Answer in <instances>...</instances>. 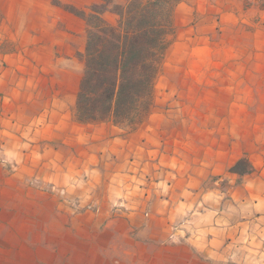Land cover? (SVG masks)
<instances>
[{"label": "rangeland", "instance_id": "rangeland-1", "mask_svg": "<svg viewBox=\"0 0 264 264\" xmlns=\"http://www.w3.org/2000/svg\"><path fill=\"white\" fill-rule=\"evenodd\" d=\"M194 1L183 0L175 9L174 34L156 79L152 107L143 120L135 127L113 120L81 123L112 124L132 133L147 121L163 120L168 130L188 127L190 136L200 135L194 125L201 127L204 142L189 151L200 150L209 160L202 189L210 197L200 210L188 212L172 226L170 238L192 242L201 237L203 246L216 251L212 229L216 231V213L224 212L229 222L253 223L254 245L252 239L242 242L237 260L216 261L195 252L199 259L189 264H264V208L254 206L257 197L250 198L251 191L264 194V0H205L202 10ZM184 4L188 6L181 9ZM86 30V23L59 19L47 36L32 39H42L48 47L33 53V58L30 51L26 55L19 50L24 48L23 37H0V264H108L109 254L114 257L111 264H158L149 251L143 255L137 250L133 258L120 252L132 246L128 239L144 238L138 230H124L119 224L132 211L131 198L116 191L105 196L101 190L105 182L90 181L86 174L94 168L115 172V167L61 162L62 145L56 136L67 117L53 116L54 101L63 97L68 101L78 75L83 76ZM64 40H73L75 61L61 54L58 43ZM7 69L12 73L4 78ZM30 89L32 98L25 99L31 96ZM6 93L11 94L9 100ZM75 109L76 103L70 111L78 120ZM26 112L31 123H26ZM240 160H247L242 175L232 172ZM63 170L70 179H58ZM79 173V181L71 177L78 178ZM150 182L148 176L146 184ZM95 186L91 195H82ZM246 200L253 206L242 204ZM151 205L149 201L147 217ZM115 227H121L120 234ZM99 241L108 252L98 250ZM144 241L151 251L152 240Z\"/></svg>", "mask_w": 264, "mask_h": 264}, {"label": "crops", "instance_id": "crops-1", "mask_svg": "<svg viewBox=\"0 0 264 264\" xmlns=\"http://www.w3.org/2000/svg\"><path fill=\"white\" fill-rule=\"evenodd\" d=\"M99 1L0 0V37H23L25 39L22 42L24 48L19 50L26 53V55H29L28 52L30 51V56L33 58V53L42 52L44 48L48 49V47L44 45L42 39L40 42L32 39L47 36L50 26L57 25L59 19L76 22L79 26L85 23L79 17L67 11L63 7L64 5L81 8ZM204 2L205 0H195L194 4H199L200 10H202ZM187 6L188 4H184L181 9ZM192 11H195V8ZM106 19L113 24L117 22V16L111 12L106 14ZM62 34L64 37L70 36H65V33ZM73 43V40L68 42L64 40L58 44L62 45L61 54H67L72 61H75L76 52ZM51 48L54 50L55 46ZM62 60L64 61V57ZM32 65L31 61V68ZM36 65L40 67L41 63L37 61ZM11 73V69H7L3 73V77L8 78L7 76L10 77ZM80 82L81 76L78 75L76 87H74L72 96L68 97V101H66V97L57 98L54 101L56 104L53 112L56 115L53 116L67 117L65 119V121L67 120L66 125L64 122V124L58 126L56 136L58 143L62 145V161H60L64 165L71 162L87 166L99 163L110 164L115 167V172L102 173L100 169L94 168L86 174L89 175L90 181L105 182L104 186L100 184L105 196L110 191L112 193L116 191L121 193L120 196L131 198L128 203L131 204L129 208L132 211L127 213L126 218L119 219V224L124 230H127V228L128 230H138V233L144 238L141 241L133 238L128 239V244L132 246L128 251L121 249V254L126 253L128 257L133 258V255H137V250H142L143 255L145 251H149V255L151 252L152 259L158 264H189L193 259H199L195 256V252L202 253L206 255L205 258L211 257L216 261L237 260L242 242L252 239V245H254V231L250 232L253 223L248 221L229 222L224 212L222 214L216 213V231L214 232V229H212V232L216 235L215 240H213V244H216V251L203 246L201 237H196V241L193 240L192 242L190 239L171 240L172 226L179 223L180 220L183 221L188 212L195 209L200 210L210 197L208 190L202 189L204 180L208 178L209 160L204 159L200 150L189 151L194 146L195 148L200 147L204 142L201 136L202 128L194 125L195 131L200 135L190 136L187 131L188 127L185 129L184 126H181L173 129L172 126L170 128L173 130H168L163 120H159L156 124H151V121L149 124V121H147L132 133H128L112 124H82L72 116L70 111L71 106L76 103ZM5 83L9 85L7 81ZM0 92H2L1 84ZM29 92L31 96H26L25 99L32 98L31 89ZM6 94L8 97H5V100H9L11 94ZM66 106L69 108L68 113H66ZM28 115L27 112L23 114L25 119L28 117L26 123H31L32 117ZM82 143L86 147L83 146L85 153L81 157ZM70 149L74 150L72 154L69 153ZM193 165L197 167L193 168ZM192 170H195V172L193 173ZM98 174H100V177L96 178ZM59 175L61 176H58V179H70L66 177L67 174L64 170ZM81 176L82 174L79 173L78 178L75 175L71 177L79 181ZM148 176L151 178V182L146 184ZM107 180L117 185L115 187L109 185ZM95 188L96 186L90 188L88 192H83L82 195L87 193L91 195L92 192L96 191ZM78 193L80 194V192ZM255 197H257L258 202L255 201L254 206L257 209L264 208V194L258 195L251 191L250 198ZM133 198L135 200L131 202ZM235 199L237 200V197ZM149 201L152 202V214L147 217L144 212L147 211ZM250 202L252 200H246L242 204H246L249 208L253 206ZM202 224L198 226L202 228ZM120 228H113L114 232L120 234V231H122ZM203 231L205 230L202 229L201 232L203 233ZM145 239L152 240L151 251L147 247ZM104 243H106V240H104ZM104 243L99 241L97 248L101 252H108L109 250L104 247ZM194 245L198 246L196 251L192 247ZM142 253L140 252L141 255ZM106 260L110 261L108 264H111L114 257L109 254Z\"/></svg>", "mask_w": 264, "mask_h": 264}, {"label": "trees", "instance_id": "trees-1", "mask_svg": "<svg viewBox=\"0 0 264 264\" xmlns=\"http://www.w3.org/2000/svg\"><path fill=\"white\" fill-rule=\"evenodd\" d=\"M183 0H100L86 8L63 7L84 20L87 43L75 114L82 123L113 120L135 127L152 107L156 79L174 34ZM111 12L115 24L106 19ZM247 160L232 172L245 174Z\"/></svg>", "mask_w": 264, "mask_h": 264}, {"label": "built area", "instance_id": "built-area-1", "mask_svg": "<svg viewBox=\"0 0 264 264\" xmlns=\"http://www.w3.org/2000/svg\"><path fill=\"white\" fill-rule=\"evenodd\" d=\"M253 1H258V0H253Z\"/></svg>", "mask_w": 264, "mask_h": 264}]
</instances>
